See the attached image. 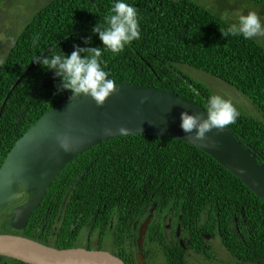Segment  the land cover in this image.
Here are the masks:
<instances>
[{"label": "trees", "instance_id": "trees-1", "mask_svg": "<svg viewBox=\"0 0 264 264\" xmlns=\"http://www.w3.org/2000/svg\"><path fill=\"white\" fill-rule=\"evenodd\" d=\"M222 1L212 6L202 0H128L138 9L141 37L119 54L104 51L102 59L116 84L158 87L204 109L209 97L218 94L209 84L182 72V64L204 70L236 87L255 105L256 114L234 105L240 115L227 127L244 147L256 148L259 162L264 163V46L253 38L230 34L228 28L234 21H226L225 14L217 13L225 10L231 18L232 10L240 5L244 6L243 14H247L256 5L264 6V0ZM113 2L50 0L16 33L0 65V108L17 80L29 70L7 100L0 119V168L31 125L71 97L70 90L59 91L61 81L53 71L33 60L38 55L59 54L62 50L70 54L74 45L103 48L92 29L97 23H105ZM85 37H91V42L85 43ZM49 189L48 199L63 206L55 211L61 212L62 233L55 241L42 240L48 245L81 247L79 240L83 238L86 220L91 225L107 220L106 227L113 216L110 236H116L120 246L110 245L107 249L128 264H138L135 252L139 244L134 240L137 233L130 230L123 235L120 220L139 216L143 203H150V199L163 201L164 206L177 199L179 204L184 203L183 222L190 224L194 240L205 242L203 233L215 235L218 231L217 238L236 264H264V202L211 155L184 141L139 134L104 140L68 163ZM60 189L61 197L53 198ZM159 212L160 209L147 227L145 248L153 249L155 242L161 240ZM78 219H84V223L78 224ZM33 223L34 217L24 231L15 232L35 239ZM110 231L108 228L103 232L107 235ZM123 238L125 245L121 243ZM6 259L7 264H28Z\"/></svg>", "mask_w": 264, "mask_h": 264}, {"label": "water", "instance_id": "water-1", "mask_svg": "<svg viewBox=\"0 0 264 264\" xmlns=\"http://www.w3.org/2000/svg\"><path fill=\"white\" fill-rule=\"evenodd\" d=\"M24 75L7 94L0 108V119L7 100ZM116 85L117 91L102 107L85 95L56 104L16 141L0 169V205L21 198L23 190H36V193L13 210L10 220L13 229L22 230L28 225L50 183L67 163L104 140L132 134L165 136L194 145L236 175L264 202V164L259 162L256 149L250 145L244 147L227 126L222 131L211 130L203 140H193L182 131L183 111L206 116V109L158 87L131 83ZM145 96L148 102L141 105L140 100ZM120 128L127 131L122 133ZM106 129L112 132L107 134ZM60 135L70 138V151L60 147L57 139ZM152 216L153 213L141 228V235L145 234ZM139 247L142 248L141 241ZM0 255L28 264H128L108 250L82 246L56 248L26 236L6 233L0 234ZM137 259L138 264H144L142 250Z\"/></svg>", "mask_w": 264, "mask_h": 264}, {"label": "clouds", "instance_id": "clouds-1", "mask_svg": "<svg viewBox=\"0 0 264 264\" xmlns=\"http://www.w3.org/2000/svg\"><path fill=\"white\" fill-rule=\"evenodd\" d=\"M224 19L226 21L230 20V17L227 13H225ZM104 20L105 23L103 25L97 23L92 29L93 33L98 34L99 39L102 41L103 48H89L74 45V50L70 54L62 50L59 54L47 56L43 54L38 55L37 58L33 60L39 63L46 70L54 72L55 77L59 78L61 81L59 91L70 90L71 100L76 99L81 95L90 96L95 101L97 106L101 107L105 104L106 100L117 91L118 87L114 79L110 77V73L105 70L106 63L102 59L103 52L110 51L114 54H119L126 48V46L130 45L135 40H139L141 37V25L138 9L133 4L129 3L128 0H114L110 9V14L105 16ZM228 32L234 36H242L244 39H252L259 35H264V19H262L260 14L256 11H249L247 14L241 13L238 17V20L230 24ZM37 40L38 37L33 41V43H37ZM84 40L85 43H90L91 37H85ZM146 102H148V97H142L140 100L141 105L145 104ZM239 115L240 113L238 109L230 100L225 99L221 95H212L208 99L206 116L203 113H190L189 111L185 110L181 113L180 127L185 134L190 136L191 139L203 140L206 138V134L211 130L218 129L222 131L226 126L235 123ZM105 131L107 134H110L112 129H106ZM119 131L123 133L126 132L127 129L120 128ZM57 139L60 147L63 148L64 151L67 152L71 150L70 138L67 135H60L57 137ZM31 192H34L35 194L36 190ZM23 193H25L24 190ZM26 195L22 196L16 201L18 202L21 200L20 205L28 202L29 200L24 202ZM12 203L13 202L6 204ZM1 206L2 205H0V207ZM37 209L38 206L36 210ZM36 210H34L32 213L29 221ZM152 213H150L147 217H150ZM10 216L13 217L12 214H10ZM9 218L10 217L4 219V221L9 223ZM151 219L148 226H150L152 222ZM141 220L142 228L144 227L142 225L143 221L145 220V214ZM27 226L24 229H26ZM24 229L14 230L16 232H20L24 231ZM110 238L119 240L116 238V236H110ZM114 240L107 241L109 246ZM106 250L110 251L109 249ZM140 250H142L143 253V244L142 248L139 247V251ZM110 252L120 256L117 253L112 251ZM213 257L214 256L212 255L211 257L207 256V260L211 261L212 263H217V260L213 259ZM1 259L2 261H7L6 256H2ZM197 259L202 258L194 257L193 261Z\"/></svg>", "mask_w": 264, "mask_h": 264}, {"label": "flooded vegetation", "instance_id": "flooded-vegetation-1", "mask_svg": "<svg viewBox=\"0 0 264 264\" xmlns=\"http://www.w3.org/2000/svg\"><path fill=\"white\" fill-rule=\"evenodd\" d=\"M65 168L62 170V172L65 170ZM59 175L52 182H56ZM49 188L47 191L51 192V189ZM57 191L58 192L56 194L52 195L53 198L61 197L62 189ZM48 192L44 195L43 199L38 205V209L32 216L34 217L33 225H36V230H34L33 232V234L36 235V238L34 240L43 243L44 241H46V238L50 241H55L56 239H58V234L62 233L59 227L61 221V212L58 211V213H55V211L60 210L63 204L59 202H51L47 197ZM22 195L23 196L26 195L24 201L26 202L32 199L35 194L34 192H29V193L25 192ZM143 199H145V196H143ZM176 200L177 199L167 202V206H164L165 202L163 201L160 202L158 200L150 199V203L142 202L143 203L142 212H140L139 216H134L132 218L126 216L124 219L120 220L119 227L121 229V233L125 235L126 233H129L130 230L133 233L136 232L137 236L134 237L135 243L139 244V241H141V243L144 245L146 244L148 230L145 232L144 235H141V224H142L141 219L144 214L146 219L150 213L153 212V214H155L160 209L158 215L163 216L162 227L160 226L159 228L160 231L162 232L161 240L159 241L157 240L155 242L156 243L155 246L153 243L154 246L153 249L145 248L143 246L144 251L142 254L144 257V264H157L158 262H162V261L168 264H170V262H172L173 264H196L193 261L194 257L195 258L201 257L202 259L205 260L208 259L207 256L209 255L214 256L213 259H216L214 253L216 252V249L218 247L214 246L212 242L217 239V235L219 234V232L216 231L215 235H212L211 233H203L205 242H201L200 239L194 240L192 238L191 230L189 227L190 224L186 225L183 222L184 208H185L184 203L179 204L178 202H176ZM20 204H21V200L18 202L17 201L13 202L12 204H4L2 206L7 208V213L9 212V215L10 214L13 215V210ZM145 211L147 213H145ZM103 219L106 218L103 217ZM79 220H83V222L79 223ZM86 221H87L86 229L83 233V238L79 240L80 246H84L85 248H92V249L102 248V250H106L109 247V244L107 242L108 241L107 237H110V235L113 232L112 230L114 225L113 216H111L110 219L111 224L106 227H104V225L107 220L104 221L100 219L99 224L96 225H91L92 223L89 222V220ZM77 222L78 224H83L84 219H78ZM29 223L30 221L28 222V225ZM108 228L111 229L110 234L105 235L104 232H106ZM47 232H50V235H47ZM177 232L179 234L178 236H177ZM17 234L25 236L21 233H17ZM96 235L97 237H95ZM124 238L128 240V238L126 237ZM124 238H123V242H121L123 245H125ZM148 240H149L148 243L152 242V238L149 237ZM77 242H78V238H77ZM157 243L162 249L161 252L156 246ZM111 245H114V247L118 248L120 246L119 240H114L111 243ZM135 253L137 255L139 253V249H137V252ZM5 263H7L6 260Z\"/></svg>", "mask_w": 264, "mask_h": 264}, {"label": "rangeland", "instance_id": "rangeland-1", "mask_svg": "<svg viewBox=\"0 0 264 264\" xmlns=\"http://www.w3.org/2000/svg\"><path fill=\"white\" fill-rule=\"evenodd\" d=\"M50 0H2L0 2V65L1 62L5 59L9 53L10 47L13 44L15 38L17 37V32L21 31L22 28L27 25V22L32 18L34 13L42 7V5L47 4ZM199 1V0H197ZM204 2H209L212 6H218V4L223 3L222 0H202ZM260 5V4H259ZM261 9L264 11V6L260 5ZM259 6V7H260ZM256 6L252 7L249 11H256L260 14L261 18L264 19V13L260 11V8ZM243 9V10H241ZM244 6H236L230 13L232 16L231 21L236 22L238 20V15L245 13ZM248 11V12H249ZM219 14H225V10H217ZM258 43L264 46V35H259L254 37ZM182 72L186 73L188 76L195 80H199L206 84H209L212 89L218 94L223 96L225 99L230 100L233 105L237 108L242 109L248 114L255 115L256 108L251 100L240 92L236 87L228 84L224 80L196 67L182 64ZM11 217L9 212L7 213V208L0 207V234H16L15 230L10 226L9 223H6L4 219ZM149 217L143 222H145ZM163 222V216H162ZM150 223V222H149ZM18 235V234H17ZM219 235V234H218ZM22 236V235H21ZM97 237V235L95 236ZM108 240H114L113 238L107 237ZM43 243V242H42ZM45 244V243H44ZM214 246H217L216 252L214 253L217 263H212L207 259H197L194 262L196 264H236L232 254L225 248L221 243L220 238H217L212 242ZM157 248L161 252L162 249L157 243ZM7 264L5 261H0V264ZM157 264H168L166 262H158ZM170 264H173L170 262Z\"/></svg>", "mask_w": 264, "mask_h": 264}]
</instances>
